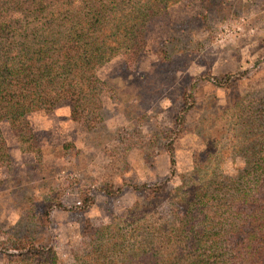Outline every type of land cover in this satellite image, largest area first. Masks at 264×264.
<instances>
[{"label": "rangeland", "instance_id": "1", "mask_svg": "<svg viewBox=\"0 0 264 264\" xmlns=\"http://www.w3.org/2000/svg\"><path fill=\"white\" fill-rule=\"evenodd\" d=\"M145 28L143 48L97 67L100 107L83 108L77 117L68 102L33 112L32 150L1 122L10 162L0 160V264H13L4 254L20 237L52 246L57 264H78L89 249L88 223L104 225L125 214L146 197L147 186L167 182L173 189L208 142H237L247 122L259 121L264 0H174ZM227 76L223 85L213 82ZM239 156L230 158L240 163ZM111 187L116 195L107 192ZM47 207L50 217L41 222ZM181 210L166 195L148 219L175 221Z\"/></svg>", "mask_w": 264, "mask_h": 264}, {"label": "trees", "instance_id": "2", "mask_svg": "<svg viewBox=\"0 0 264 264\" xmlns=\"http://www.w3.org/2000/svg\"><path fill=\"white\" fill-rule=\"evenodd\" d=\"M172 3L0 0V160L10 162L2 121L32 150L37 144L29 119L33 112L68 102L77 117L83 108L100 107L97 67L127 49L143 48L147 21ZM229 79L213 82L223 85ZM233 113L237 123L238 111ZM258 115L259 121L244 125L239 141L208 142L173 189L167 182L147 186L146 197L125 214L104 225L88 223L83 235L89 249L77 257L78 264H264V110ZM185 119L181 114L179 124ZM167 148L175 165L174 145ZM233 153L241 155L240 163L231 160ZM166 195L182 209L180 218L151 222L149 213ZM50 209L41 222L49 219ZM11 244L4 256L13 264L59 261L52 246L28 237Z\"/></svg>", "mask_w": 264, "mask_h": 264}]
</instances>
